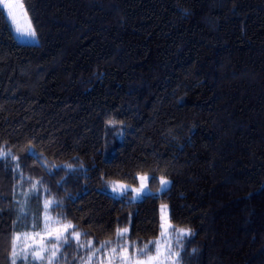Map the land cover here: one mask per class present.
Wrapping results in <instances>:
<instances>
[{
	"label": "trees",
	"instance_id": "16d2710c",
	"mask_svg": "<svg viewBox=\"0 0 264 264\" xmlns=\"http://www.w3.org/2000/svg\"><path fill=\"white\" fill-rule=\"evenodd\" d=\"M21 2L36 44L0 2V264H39L14 238L45 203L72 225L53 264L157 241L161 205L193 233L179 264H264V0ZM143 176L147 198L111 194Z\"/></svg>",
	"mask_w": 264,
	"mask_h": 264
},
{
	"label": "snow or ice",
	"instance_id": "6c2138e0",
	"mask_svg": "<svg viewBox=\"0 0 264 264\" xmlns=\"http://www.w3.org/2000/svg\"><path fill=\"white\" fill-rule=\"evenodd\" d=\"M7 6V5H6ZM23 7V5H21ZM0 13H2V10H0ZM11 15V13H10ZM31 23V22H29ZM16 38L26 44H36L37 38H36V32L35 30H31L29 32H21L20 29L17 28L16 30ZM109 124L114 123L113 121H109ZM6 155V154H5ZM31 155L35 156V153H31ZM69 168L71 166H68ZM143 179V178H142ZM154 180V177L152 178ZM170 181H168L166 178L161 177L160 179V184H161V191L167 188L169 185ZM121 195H124L127 193V189L124 188V186H119ZM113 191L116 192L117 188L114 187ZM133 192H136L137 195L133 197V202L136 200H140L143 198H147L146 196L143 195L144 192H146L145 186L142 184L140 189H132ZM49 207L48 203H45V210L47 211ZM168 206L167 205H161V235L160 238L157 241H149L148 244H145L141 248H136L131 254H129V247L130 245L124 244L122 246H118V248L112 249L113 252V257L110 258V264H113L116 256H119V259L121 261V264H166V261L171 260L172 264H179L180 260V253L179 252H174L172 248V240L171 237L168 236L169 232L173 231L171 229L170 224L168 223V217L166 216V210ZM49 220L46 218L45 219V224H48ZM39 227V224L36 223L34 224V228ZM72 225H65L63 231H57L55 236L53 237V234L51 231L47 232V234H42L41 232H35L31 239L35 242V237L39 236L40 241H39V247L40 251L33 252V259L34 260H40L43 259V251H44V245L49 239H55L58 243L63 240L64 244L67 245L68 243V238L65 235L67 232L68 228H71ZM177 233V242L182 240L184 237L191 236L193 233L191 232L190 229H178L174 230ZM128 233V229H118L117 230V236L118 237H124ZM75 237L78 239L79 236L81 235L80 233H74ZM165 237H168L167 241L165 242ZM19 239V237L14 238V243L15 240ZM163 242V244H162ZM155 244L156 245V251L155 254L151 253V245ZM89 246H91V242H89ZM54 250L51 253V257L49 258V264H53V260H55L57 251H59V247L56 245L53 246ZM15 252H13V264H16V259H15ZM175 257V259H173Z\"/></svg>",
	"mask_w": 264,
	"mask_h": 264
},
{
	"label": "rangeland",
	"instance_id": "374dc122",
	"mask_svg": "<svg viewBox=\"0 0 264 264\" xmlns=\"http://www.w3.org/2000/svg\"><path fill=\"white\" fill-rule=\"evenodd\" d=\"M0 2H1V5L6 12L12 33L14 34L15 38H16L17 28L20 29V31L24 32V33L33 30L31 27V23H29L30 20L27 16V13H26L24 7H21V5H22L21 0H0ZM10 13H11V15H10ZM18 41H20V40H18ZM20 42H22V41H20ZM111 147H112V145H110V144H109V146L105 147V150H104V157L105 158L109 157V154L111 152ZM147 179H148L147 176L140 177V182H139V185L137 187H133V186L126 185L123 183H118V182L114 183L113 186L111 187V190H110L111 194H113V195L121 194L119 186L122 185V186H124V188H126L128 190L127 191L128 193L132 194V197H135L137 195V193L133 192L132 189H140L141 185L143 184L146 188V192L143 193V195H144L148 192L147 185H146ZM114 187L117 188L116 192L113 191ZM30 190L31 189H26V190H24V193L27 194V191H30ZM160 213H161V207H160ZM165 214L168 217L167 210H166ZM40 218H41V221H40L39 227H35V229H32L28 232H24V233L16 235V237H19V239H16L17 250L19 252H23L24 254L25 253L28 254V252H30L32 259H33L32 253L36 252V251H40V247H39L40 237L36 236L35 242L33 241V239L30 238L33 236V234L35 232H41L42 234L46 235L47 232L51 231L53 234V237H54L57 231H63L64 226L68 225V223L61 224V223L57 222L54 218H52L49 215L48 210L46 211L45 208L42 211ZM46 218L49 220L48 224H45ZM168 223H169V221H168ZM34 224H33V227H34ZM168 236L171 237L172 242L177 240L175 238V233H173V232L172 233L169 232ZM72 237L75 240H77V238L75 237L74 234L72 235ZM167 239H168V237H165V242L167 241ZM162 244H163V242H162ZM54 245H56V240L54 238L49 239L44 245L43 259H40V260H34L33 259V260L36 261L37 263L41 264L42 261L45 259V257H48L47 254L52 253V251L54 250V247H53ZM155 251H156V249H155ZM173 251L175 252V250H173ZM153 254H155V252ZM112 257H113V254L103 256L102 254H99L96 251L92 255H87L85 257V259L83 260L82 264H110V258H112ZM173 259H175V257H173ZM113 264H121V261H120L118 255L116 256ZM166 264H172V261L168 260V261H166Z\"/></svg>",
	"mask_w": 264,
	"mask_h": 264
}]
</instances>
